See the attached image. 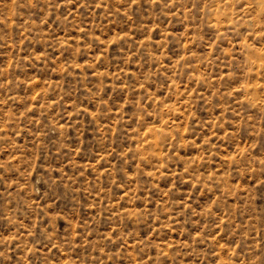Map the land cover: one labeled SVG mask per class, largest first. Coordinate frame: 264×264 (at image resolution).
<instances>
[{
	"label": "rangeland",
	"instance_id": "374dc122",
	"mask_svg": "<svg viewBox=\"0 0 264 264\" xmlns=\"http://www.w3.org/2000/svg\"><path fill=\"white\" fill-rule=\"evenodd\" d=\"M0 264H264V0H0Z\"/></svg>",
	"mask_w": 264,
	"mask_h": 264
}]
</instances>
